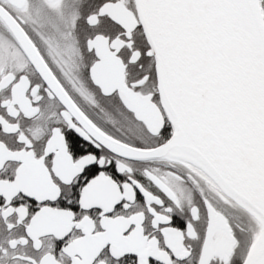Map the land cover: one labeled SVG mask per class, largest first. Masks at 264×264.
<instances>
[{"label": "snow or ice", "instance_id": "6c2138e0", "mask_svg": "<svg viewBox=\"0 0 264 264\" xmlns=\"http://www.w3.org/2000/svg\"><path fill=\"white\" fill-rule=\"evenodd\" d=\"M0 264H264V0H0Z\"/></svg>", "mask_w": 264, "mask_h": 264}]
</instances>
